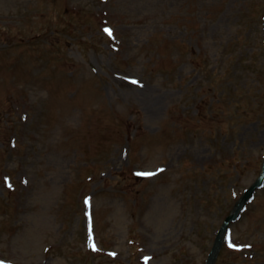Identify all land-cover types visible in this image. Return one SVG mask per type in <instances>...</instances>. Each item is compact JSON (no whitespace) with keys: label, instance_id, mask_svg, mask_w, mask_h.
Masks as SVG:
<instances>
[{"label":"rangeland","instance_id":"rangeland-1","mask_svg":"<svg viewBox=\"0 0 264 264\" xmlns=\"http://www.w3.org/2000/svg\"><path fill=\"white\" fill-rule=\"evenodd\" d=\"M263 168L264 0H0V261L264 264Z\"/></svg>","mask_w":264,"mask_h":264},{"label":"water","instance_id":"water-1","mask_svg":"<svg viewBox=\"0 0 264 264\" xmlns=\"http://www.w3.org/2000/svg\"><path fill=\"white\" fill-rule=\"evenodd\" d=\"M231 218H233V216L228 217V218H227V221H228L229 219H231ZM220 235H221V232H220V234L218 235V237H217V239H216V243H215V246H214V247H216Z\"/></svg>","mask_w":264,"mask_h":264},{"label":"snow or ice","instance_id":"snow-or-ice-1","mask_svg":"<svg viewBox=\"0 0 264 264\" xmlns=\"http://www.w3.org/2000/svg\"><path fill=\"white\" fill-rule=\"evenodd\" d=\"M106 31H109V33H111L110 29H105ZM147 259V258H146ZM0 264H6V262L0 261Z\"/></svg>","mask_w":264,"mask_h":264}]
</instances>
